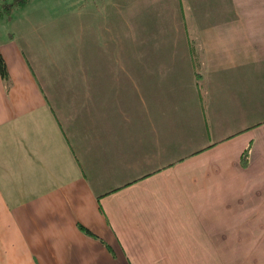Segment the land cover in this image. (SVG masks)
Returning a JSON list of instances; mask_svg holds the SVG:
<instances>
[{
    "label": "crops",
    "instance_id": "obj_1",
    "mask_svg": "<svg viewBox=\"0 0 264 264\" xmlns=\"http://www.w3.org/2000/svg\"><path fill=\"white\" fill-rule=\"evenodd\" d=\"M94 1L1 33L0 264H264V0Z\"/></svg>",
    "mask_w": 264,
    "mask_h": 264
},
{
    "label": "rangeland",
    "instance_id": "obj_2",
    "mask_svg": "<svg viewBox=\"0 0 264 264\" xmlns=\"http://www.w3.org/2000/svg\"><path fill=\"white\" fill-rule=\"evenodd\" d=\"M12 2L13 0H6ZM85 0H29V2L23 7H14L10 18L0 19V41H3L1 33L11 34L13 32L21 33L26 28L31 26L46 25L47 22H54L57 26H63L66 23L73 21L76 26L78 25L80 5ZM87 6H94L90 3ZM98 0H95L96 3ZM46 20V21H45ZM60 32V30H58ZM53 37V31L50 34ZM55 38L61 39L68 38L71 40V44L63 46L62 50H57L58 56H60L61 69L63 76L68 84L79 85L80 78L76 73L77 57L76 49L73 39V32L71 28H65L60 33L54 35ZM72 51H68L70 47ZM69 73V74H68Z\"/></svg>",
    "mask_w": 264,
    "mask_h": 264
},
{
    "label": "trees",
    "instance_id": "obj_3",
    "mask_svg": "<svg viewBox=\"0 0 264 264\" xmlns=\"http://www.w3.org/2000/svg\"><path fill=\"white\" fill-rule=\"evenodd\" d=\"M28 2L29 0H13L12 2H7L6 0H0V19L10 18L14 7H19V8L23 7ZM0 76L4 82L6 89H8L10 86V79H9L7 66L1 54H0ZM246 155H247V151L243 153V161H245ZM80 228L82 229V227ZM84 231L86 234L92 236V234H90L89 231L87 230Z\"/></svg>",
    "mask_w": 264,
    "mask_h": 264
}]
</instances>
